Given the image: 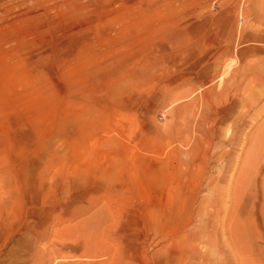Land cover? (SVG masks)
<instances>
[{"label": "rangeland", "instance_id": "374dc122", "mask_svg": "<svg viewBox=\"0 0 264 264\" xmlns=\"http://www.w3.org/2000/svg\"><path fill=\"white\" fill-rule=\"evenodd\" d=\"M0 264H264V0H0Z\"/></svg>", "mask_w": 264, "mask_h": 264}, {"label": "bare ground", "instance_id": "6f19581e", "mask_svg": "<svg viewBox=\"0 0 264 264\" xmlns=\"http://www.w3.org/2000/svg\"><path fill=\"white\" fill-rule=\"evenodd\" d=\"M182 1V0H181ZM178 3V2H177ZM162 8V7H161ZM173 8V7H172ZM156 9V8H155ZM163 9V8H162ZM238 20H239V18H238ZM241 24V23H240ZM232 33V32H231ZM241 36V35H240ZM238 37V36H237ZM240 68V67H239ZM237 70V69H236ZM239 70V69H238ZM248 137V136H247ZM260 137L257 135V141H258V139H259ZM252 141V140H251ZM254 141H255V139H254ZM252 143V142H251ZM251 145H253V143L251 144ZM249 147V146H248ZM250 148H252L251 146H250Z\"/></svg>", "mask_w": 264, "mask_h": 264}]
</instances>
